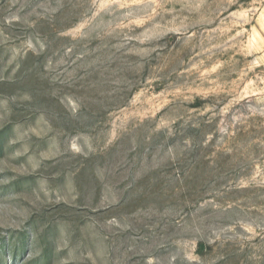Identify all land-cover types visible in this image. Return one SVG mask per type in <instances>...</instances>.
Segmentation results:
<instances>
[{"label":"rangeland","instance_id":"374dc122","mask_svg":"<svg viewBox=\"0 0 264 264\" xmlns=\"http://www.w3.org/2000/svg\"><path fill=\"white\" fill-rule=\"evenodd\" d=\"M0 264H264V0H0Z\"/></svg>","mask_w":264,"mask_h":264}]
</instances>
